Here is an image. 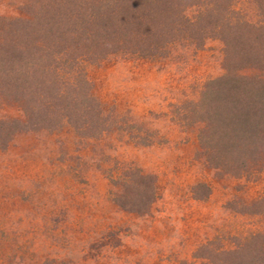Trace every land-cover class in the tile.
<instances>
[{"label": "rangeland", "instance_id": "obj_1", "mask_svg": "<svg viewBox=\"0 0 264 264\" xmlns=\"http://www.w3.org/2000/svg\"><path fill=\"white\" fill-rule=\"evenodd\" d=\"M23 3L0 0V17L24 15ZM234 8L257 17L253 0ZM222 47L217 38L201 46L182 40L155 58L118 52L85 63L91 92L113 126L89 137L63 123L17 133L0 149V264H200L194 252L206 241L233 247L231 236L264 231V215H242L227 204L264 195V161L242 177L218 175L200 155L198 126L175 113L223 73ZM21 112L19 102L0 94V118ZM128 166L156 177L158 196L146 214L112 200L117 188L108 176ZM198 183L210 187L207 197L194 194Z\"/></svg>", "mask_w": 264, "mask_h": 264}, {"label": "trees", "instance_id": "obj_2", "mask_svg": "<svg viewBox=\"0 0 264 264\" xmlns=\"http://www.w3.org/2000/svg\"><path fill=\"white\" fill-rule=\"evenodd\" d=\"M237 1L24 0V15L0 17V94L22 111L0 118V149L17 133L52 131L63 123L89 137L110 130L113 122L91 92L85 63L118 52L155 58L175 42L201 46L205 38H217L223 73L207 80L196 99L176 105L175 113L185 125L198 126L200 155L209 168L221 176L249 174L264 161V77L245 73L264 72V0H253V21L234 8ZM108 179L117 188L112 200L124 211L146 214L157 199L155 175L137 166ZM193 192L205 198L210 187L198 183ZM227 204L242 215H264V195ZM230 241L233 247L208 240L194 257L200 264H264V231Z\"/></svg>", "mask_w": 264, "mask_h": 264}]
</instances>
